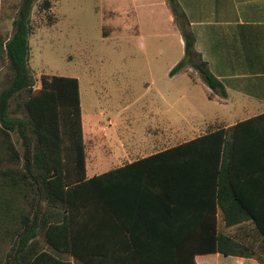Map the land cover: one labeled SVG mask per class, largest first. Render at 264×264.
Masks as SVG:
<instances>
[{
    "label": "crops",
    "instance_id": "0c3cea01",
    "mask_svg": "<svg viewBox=\"0 0 264 264\" xmlns=\"http://www.w3.org/2000/svg\"><path fill=\"white\" fill-rule=\"evenodd\" d=\"M178 1L195 35V49L208 63L212 75L226 88L228 96L225 99L210 100L209 89L191 69L170 76L171 70L184 57V41L166 0H100L103 25L111 29L115 36L123 30V36L130 44L138 40L141 52L146 58L157 61L165 59L166 71L170 78L178 82L177 87L161 92V100L156 103L155 112L152 110L139 116V119L150 120L149 123L155 126L152 133L136 137L131 128L132 113L124 118L120 114L118 121L109 119L107 128L105 123L104 128L101 127L100 119L89 121L96 132L92 134H99L102 139L104 137L108 147L104 153L102 151L98 153L97 150L91 163L87 152L85 172L87 178L125 169L115 178V201L116 205L119 203L120 209L121 199L123 202L125 200V207L121 208L125 212L123 218L134 231L131 234L129 231L118 230V223L114 222L113 229L109 230L107 235L109 264H159L173 254L179 256L180 260L177 261L185 264L191 262L192 255L196 264H262L253 258L199 252L210 245L205 230L193 233L192 236L187 235L190 238L182 244L181 240L185 239L186 235L173 232L172 240L178 247L172 248V251L166 249V238H171V233L163 229V223L166 221L165 210L168 208L173 210L172 219L174 223L177 221L178 225L182 221L202 220L197 213V207L201 204L205 209L213 207V185L208 180L202 188L201 195L198 186L186 184L185 176L182 175L193 172L194 168H190L191 162L175 159L172 163L173 168H178L179 172L174 177L178 183V190L174 205L168 207L161 200H157L163 196L162 191H159V184L162 183L159 174L164 169V163L162 160L148 163L147 160L208 133L230 129L264 115V0ZM14 19L10 15L6 19L12 27ZM29 41L31 47V38ZM192 74L195 79L191 77ZM79 82L84 139L87 146L84 91L80 80ZM96 96L102 101L101 92H96ZM128 125L130 128L126 129ZM102 129L104 135L97 132ZM251 129L253 130L251 147L245 143L237 150L234 162L237 178L240 174H247V178L251 179V183L245 186L250 188L259 218L264 220V119L252 127L241 129V134H246ZM1 145L2 139H0V264L7 261L10 251L14 254L17 252L15 242L22 228V207L33 201L30 197L25 199L21 194L18 176L20 168L5 163ZM150 146L152 148H149ZM175 155L182 156L183 153L175 152L173 156ZM5 173H11L12 177H5ZM242 179L240 178L239 182ZM153 184L156 185L154 196L157 201L154 205H147L148 202L144 200H149L152 196L150 189ZM43 204L46 205L45 202ZM148 217L155 221V232L149 230L145 219ZM216 219L219 231L225 235H230V230L236 228L225 227L220 209L217 210ZM63 221L61 210L58 223L63 226ZM48 223L41 230L43 236L38 238L42 240L45 251L64 259V253L56 252L46 243L44 235L49 225L56 222ZM255 227L253 222H247L239 238L248 244L251 243L254 253L263 254V239ZM8 240H12L11 246ZM65 258L74 262L72 256L65 255ZM171 263L177 264L174 259Z\"/></svg>",
    "mask_w": 264,
    "mask_h": 264
},
{
    "label": "trees",
    "instance_id": "16d2710c",
    "mask_svg": "<svg viewBox=\"0 0 264 264\" xmlns=\"http://www.w3.org/2000/svg\"><path fill=\"white\" fill-rule=\"evenodd\" d=\"M166 2L184 41V57L171 70L170 76L191 69L209 89L210 100L227 98L224 84L212 75L208 63L195 49V35L179 1ZM38 4L44 11L51 8L49 0H19L12 35L6 38L0 34V63L7 65L9 70L7 87L0 93L1 146L5 163L20 168L21 194L25 199L30 197L33 200L22 207V228L15 242L17 252L8 253L5 264H109L107 235L113 229L114 222L118 223V230L134 232L123 218L125 212L121 208L125 207V200L123 202L121 199L120 209L115 201V178L125 169L87 178V146L78 78L43 75L41 87L35 89V79L29 65V38L32 33V12ZM191 77L195 79L194 74ZM262 119L264 115L230 129L208 133L147 160L148 163L155 160L164 163V169L159 174L163 183L159 184V191L163 196L161 199L154 196L156 185L153 184L150 189L152 196L144 200L148 202L147 205H154L157 200L168 207L174 205L178 190L174 177L179 174L178 168H173L172 161L175 159L191 162L193 172L182 175L186 184L198 186L201 195L208 180L213 185V207L205 209L203 204L197 207L202 220L182 221L178 225L172 219L173 210H165L163 229L171 233V238H166V249L172 251V248L178 247L172 240L173 232L186 235L181 240L182 244L193 233L205 230L210 245L199 252L253 258L264 264V261L256 258L251 244L246 245L242 238L221 233L216 219L217 210L220 209L225 227L238 226L242 229L247 222H253L264 247V220L259 218L250 188L245 186L251 183V179L247 178V174H240L237 178L234 162L237 150L245 143L250 147L252 145L253 130L241 134V129L252 127ZM67 151L73 153L71 169L66 160ZM175 152L183 155L175 157ZM4 175L12 177L11 173ZM240 178L243 179L239 182ZM61 210L63 226L58 223ZM145 219L149 230L155 232L154 219ZM49 220L56 223L49 225L44 235L46 243L56 252L64 253V259L45 251L42 240L38 238L43 236L41 230ZM65 255L72 256L74 262ZM178 257L170 255L159 264H172V259L177 264H185L177 261L180 260ZM189 264H196L194 255Z\"/></svg>",
    "mask_w": 264,
    "mask_h": 264
},
{
    "label": "rangeland",
    "instance_id": "374dc122",
    "mask_svg": "<svg viewBox=\"0 0 264 264\" xmlns=\"http://www.w3.org/2000/svg\"><path fill=\"white\" fill-rule=\"evenodd\" d=\"M49 1L50 10H42L38 4L32 12L29 65L35 89L41 87L43 75L72 77L81 81L90 163L97 150L104 153L108 147L104 137L92 134L91 120L100 119L103 127L104 123L108 125L109 119L118 121L120 114L124 118L132 113L134 135L142 137V134L152 133L155 126L149 123L150 120L139 119V116L152 110L155 112L161 92L178 86L166 71L167 61L146 58L138 40L130 44L123 36V30L115 36L111 29L105 27L100 0ZM18 3L19 0L0 1V34L6 38L13 33V27L6 19L9 15L16 17ZM8 75L7 65L0 63V93L7 87ZM96 92H101L102 101L98 100ZM19 116L23 117L22 114ZM128 126L126 129L130 128ZM97 132L105 134L103 129ZM14 137L17 140L16 134ZM66 155L71 169L73 153L67 151ZM242 229L230 230L229 236L241 239ZM9 244L12 245V240ZM255 256L264 261V253H255Z\"/></svg>",
    "mask_w": 264,
    "mask_h": 264
}]
</instances>
